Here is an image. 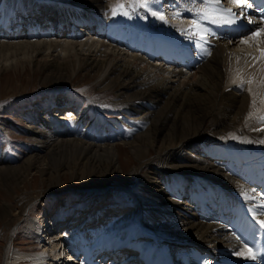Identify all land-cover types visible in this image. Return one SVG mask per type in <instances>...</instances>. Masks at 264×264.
<instances>
[{
  "label": "bare ground",
  "instance_id": "1",
  "mask_svg": "<svg viewBox=\"0 0 264 264\" xmlns=\"http://www.w3.org/2000/svg\"><path fill=\"white\" fill-rule=\"evenodd\" d=\"M114 2L0 0V54L21 50L23 56L31 54L37 62L53 56L44 66L50 69L47 76L57 81L66 78V68L73 69L69 79L79 69L91 73L101 90H112L117 104H125L116 107L125 111L120 116L133 124L130 130L135 134L123 144L139 161L135 168L125 171L124 164L115 160L124 149V145L113 142L121 135L116 130L106 136L102 130L95 134L82 127L74 136L55 137L47 129L29 126L32 142L46 151L29 155L20 168L0 166L12 173V178L21 179L40 164L61 175L81 164L99 168L105 160L112 172L104 180L91 178L94 182L83 184L80 190L87 202L85 214L69 215L61 221L45 218L35 230L28 228L32 237L48 232V247V243H40L38 247L43 250L22 251L10 238L13 244L5 247L6 261L176 264L180 260L190 264L187 254L193 251L203 264H263V260L249 261L234 254L243 247L241 240L254 249L264 244V229L253 220V213L264 219L259 215L264 212V143L260 142L264 131L257 130L264 128L257 119L264 108L258 103L261 111L249 117V86L241 89L233 83L237 68L243 70L245 79L249 75L257 80L260 77L259 64L249 67L251 61H245V54L254 53L255 48L240 43L256 25L242 27L241 20L233 25L200 20L210 35L203 48H198L190 28V22L198 19L195 12L213 7L237 10L230 0H221L219 6L207 0H154L153 10L163 13L166 21L144 10L131 18L112 17L109 6ZM176 12L179 18H173ZM83 28L87 31L84 34ZM237 57L241 58L239 63ZM70 112L66 109L64 113ZM52 124L60 127L50 121L46 128L52 131ZM151 151L156 155L150 156ZM111 178L116 182H106ZM137 185L142 189L140 196L134 192ZM115 187L132 190L141 208L154 212L153 220L146 221L138 213V219L118 235L100 234L98 225L108 224L119 214L114 212L123 209L105 208L103 193L93 191ZM42 194L23 196V211ZM142 227H147L157 242L148 240L151 234L146 236ZM63 231H68L67 238ZM141 238L148 243L136 247ZM96 243L99 245L95 247ZM64 253L68 254L66 260L61 257Z\"/></svg>",
  "mask_w": 264,
  "mask_h": 264
},
{
  "label": "rangeland",
  "instance_id": "2",
  "mask_svg": "<svg viewBox=\"0 0 264 264\" xmlns=\"http://www.w3.org/2000/svg\"><path fill=\"white\" fill-rule=\"evenodd\" d=\"M163 10L167 13L171 12L167 7H163ZM147 21L150 22L149 18ZM83 29L82 34L87 32ZM0 55V166L9 165L10 167L18 166L20 168L25 165V160L29 155L46 151V149H39L32 142L33 132L29 128L32 125L40 130L47 129L51 133L50 135L55 137L74 136L77 131L81 132L79 130L82 127L89 129V133L93 132L95 134L100 133L102 130V134L106 136L109 132L116 130L121 135L113 142L120 143V146H123L125 141L133 138L135 133L132 134L133 130H130L133 124L129 123L127 118L125 120L121 118L122 112L125 111L117 109L118 100L114 93L112 90H101L98 87L99 85L95 84L94 76L91 73L79 69L69 79L73 69L66 68L63 70L66 78L57 81L55 77L47 76L50 69L44 66L45 63L52 61L49 58L53 56L48 57V61L44 58V60L37 62L31 54L23 56L21 50L15 52V49H11L2 52ZM124 105L120 104L118 106L123 107ZM75 106L76 108H74ZM66 109H71V112L67 115L64 113ZM62 116L66 117L62 119ZM119 119L122 120L117 122ZM50 121L51 123L56 122L60 127L56 128L52 124L55 128L51 131L45 125ZM111 124L115 125L111 126ZM128 124L132 125L129 126ZM237 146L243 148V145H235V147ZM123 148L120 159L115 160H120L121 164H124L122 166L125 171L128 168H135L136 163L139 162L137 157L129 152L128 146L124 145ZM149 155L153 157L156 152L151 151ZM54 163L52 164L55 166ZM108 165L107 160L103 162L102 168L89 166L86 168L81 164L78 165V169L75 171L66 170L59 175L54 170L45 168L47 164H40V166L26 171L21 179L12 178V173L0 169V264H10L5 259V247L13 244L11 239H14V246L22 251L29 248L43 250L42 247H38L40 243H48L47 247L49 246L48 237L50 234H47L48 232L42 233L40 237L42 241L39 237H32L27 232L28 228L35 230L38 222L41 223L45 218H56V221H61L69 215L85 214L87 202L84 195H82L84 192H81L80 189L83 184L94 182L90 181L91 178L100 181L110 177L112 171L107 170ZM144 170L143 168V172ZM113 180L114 178H111L106 182L115 183L116 181ZM141 190V187L137 185L134 192L140 196L142 194ZM38 193L39 195L42 193L45 195H41L43 198L39 196L31 206L26 207L24 212L22 197H31ZM93 193H103L102 195L107 200L106 205H104L105 208L111 206L110 208L113 209H123L118 212L115 211L114 213L119 214L113 215V219L108 224L106 222L104 225H98L100 226L97 227L98 232L102 235H105V232L112 233V236L118 235L123 228L138 219V213L146 221L153 220L154 212L150 213L149 208L146 209V207L141 208L139 198L137 199L132 190L126 187H115L108 190L96 189ZM75 229H72V231L75 232ZM142 229L147 232L146 236L151 234L147 227H142ZM62 233L67 238L68 231ZM146 238L144 240L143 238L138 239L136 247L146 245L148 243ZM148 240L155 241L152 234ZM89 244V248H93V243L90 242ZM88 245L86 244L84 247L87 248ZM98 245L99 243H96L95 247ZM60 251H63V247ZM67 256L68 254L65 253L61 255L64 260ZM96 259L98 260V258ZM174 259L177 260L176 257ZM71 261L73 262L72 259ZM29 262L31 263V261H25L24 264H30ZM70 264L72 263L70 262ZM176 264H181L180 260L176 261Z\"/></svg>",
  "mask_w": 264,
  "mask_h": 264
},
{
  "label": "snow or ice",
  "instance_id": "3",
  "mask_svg": "<svg viewBox=\"0 0 264 264\" xmlns=\"http://www.w3.org/2000/svg\"><path fill=\"white\" fill-rule=\"evenodd\" d=\"M238 9H240L239 15L234 13L232 9H226L223 7H213L212 9L203 8L195 12L198 19H194L190 22L191 36L196 38V47L203 48L204 44L208 42V35H210L209 30L202 26L200 20H209L211 23L215 24H227L233 25L238 23L240 20H246L249 25H256L253 30H250V35L245 36L240 40L241 44L247 45L248 47H254V53H246L245 61L246 63L250 60L251 63L248 64L249 67H255L259 64L258 71L260 72V77L257 80L254 75H249L245 79L243 70L237 68L235 70V78L233 80L234 84L241 89L245 85H248L247 91L251 97L250 108L252 111L248 113V116H253L254 112L258 113L261 108H264V16L260 18L259 24L251 16L245 13L246 8H250L252 5L249 0H230ZM154 0H115L113 4L109 6V12L112 17L123 16L131 18L135 15L138 10H144L150 12L154 17H157L161 21H166L165 15L159 11L153 10ZM207 3L219 6L221 0H207ZM180 13L176 12L173 14V18H179ZM146 18V17H145ZM186 34L188 30H185ZM206 55H210V52H205ZM237 63L240 61V57H237ZM261 108H257V104ZM257 119L264 123V114L257 116ZM259 131H264V128L257 129ZM233 139L236 137L233 136ZM264 143V140L260 141ZM264 207V206H262ZM257 213H253V220L259 226L260 229H264V219H258ZM259 215H264V212L259 213ZM237 240H241L240 237H236ZM243 247L240 250L235 251V255L243 257L249 261L264 260V247L254 249L250 247L246 242H243Z\"/></svg>",
  "mask_w": 264,
  "mask_h": 264
}]
</instances>
